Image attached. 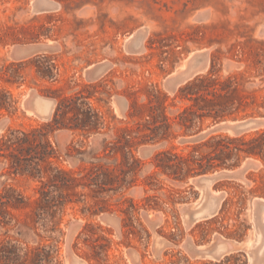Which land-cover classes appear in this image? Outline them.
Returning <instances> with one entry per match:
<instances>
[{
	"label": "rangeland",
	"instance_id": "1",
	"mask_svg": "<svg viewBox=\"0 0 264 264\" xmlns=\"http://www.w3.org/2000/svg\"><path fill=\"white\" fill-rule=\"evenodd\" d=\"M48 61L54 64L52 69L47 68ZM211 62L214 76L221 80L236 78L239 90L255 93L259 103L246 108L252 116L225 121H264V0H0V70L23 63L17 83L0 79V90L9 92L15 101V109L0 116V138L13 130L47 124L56 98L80 93L88 97L86 100L101 116L102 125L97 131L62 128L49 135L61 157L55 165L77 171L82 164L75 157L65 156L71 142L81 146L87 159L90 150L100 151L103 142L112 141L119 130L133 128L142 121V105L156 92L167 96L166 114L175 115L184 105L176 97L178 89L205 74ZM182 64L189 74L180 69ZM100 66L103 68L92 73ZM176 70L178 81L173 87L166 82ZM33 97L38 109L41 100L52 102L45 119L30 111L28 103ZM217 123L205 121L203 130L194 137L174 126L176 137L166 144L136 145L132 151L141 161V169L135 185L104 197L112 212L83 213L81 209L92 204L90 197L69 203L53 232L59 240L57 264H64L67 258L71 264V257L84 264H246V259L236 254L209 261L194 251L210 242L216 245L224 239L249 238L255 233L256 223L264 224V212L260 214L259 202H254L264 198L263 159L242 158L233 169L241 168L242 162L250 163L242 176L213 180L207 193H201L199 184L189 183L190 178L177 182L161 175L156 176L157 189H143L152 156L159 149L170 145L181 149L207 132L234 136L264 130L263 124L236 134L215 129ZM7 166L6 161L0 160V193L14 190L34 197L38 179L15 175L8 172ZM76 191L81 192V188ZM206 194L215 198L217 211L209 218L184 222V213H191L192 206L203 202ZM152 195L158 197V203H164L156 208L142 207L144 198ZM122 199L139 206L126 224L120 222L125 214L115 204ZM126 206L128 202L122 205ZM29 210L9 208L20 220ZM72 224L77 228L70 235ZM86 224L94 233L93 239H98L95 249L90 240L84 239L87 234L78 236ZM18 230L29 246L49 242L21 223L7 236L16 237ZM36 233L44 235L40 224ZM7 236L0 229V240ZM156 238L162 242L158 250L154 247Z\"/></svg>",
	"mask_w": 264,
	"mask_h": 264
},
{
	"label": "trees",
	"instance_id": "2",
	"mask_svg": "<svg viewBox=\"0 0 264 264\" xmlns=\"http://www.w3.org/2000/svg\"><path fill=\"white\" fill-rule=\"evenodd\" d=\"M23 63L3 66L0 79L14 84L20 79L19 70ZM53 63L48 61L47 68ZM214 65L209 70L186 82L178 89L176 97L184 103L173 116L166 114L167 96L156 92L142 105V121L133 128H125L110 142H103L100 151L90 150L85 159L81 146L70 143L65 156L75 157L81 163L77 171L66 170L55 163L61 160L49 135L56 129L97 131L102 125L101 116L86 100L88 97L77 93L69 97L56 98V106L50 122L27 130H13L0 138V160L8 164V172L38 179L34 197H26L14 190L0 193V229L3 235L21 223L37 236L47 238L46 243L29 246L24 234L18 230L16 237L7 236L0 240V264H57L58 237L53 235L61 222L65 207L77 202L79 197H90L92 204L81 209L83 213L97 214L113 209L104 197L135 185L136 174L141 169V161L132 149L139 144H166L176 134L177 126L183 134L196 136L205 121L217 123L226 119L252 116L246 108L258 105L255 93H243L238 88L236 78L221 80L214 76ZM15 101L7 91L0 90V116L14 110ZM255 112L259 115L257 109ZM132 116V113L130 114ZM64 156V155H63ZM260 157L264 160V130L249 134L227 136L208 133L178 149L170 145L157 150L151 159L150 173L144 177L146 187L157 189L156 176L183 182L202 174L222 169H234L242 158ZM81 192H77V188ZM87 190V191H85ZM73 197L78 199L73 200ZM156 195L146 196L142 207L162 205ZM128 202V207L122 205ZM117 210L125 214L122 224L131 221V212L139 206L131 200L122 199L115 203ZM29 208L24 219L14 216L9 208L20 210ZM40 224L44 235L36 233ZM126 224V223H125ZM88 232V233H86ZM87 234L92 249L98 239H93V231L86 224L78 236ZM103 248V246H100Z\"/></svg>",
	"mask_w": 264,
	"mask_h": 264
},
{
	"label": "crops",
	"instance_id": "3",
	"mask_svg": "<svg viewBox=\"0 0 264 264\" xmlns=\"http://www.w3.org/2000/svg\"><path fill=\"white\" fill-rule=\"evenodd\" d=\"M41 107L38 110H30L32 114L37 115L38 117L44 116L45 119L52 108V102L48 99L41 100ZM36 111V112H33ZM42 118V117H41ZM2 128H0L1 131ZM211 181L205 179V181L199 186L201 193H207L208 187ZM202 199V198H201ZM215 198H210L208 195H205L203 202L198 201L192 206L191 213H184L183 219L184 222H196L201 219L211 217L217 211V205L215 204ZM254 202H258L255 199ZM253 202V203H254ZM260 203V202H259ZM259 208V206H258ZM264 212V202L260 204V214ZM255 220V219H254ZM254 228V235L249 238L246 236L240 241L233 240H220L214 245L213 242L202 244L194 251V253L199 254L202 259L209 261H219L226 256L231 254H236L240 258L246 259V264H263L264 263V249L262 246L264 244V224L256 223ZM162 245V242L156 238L155 239V250H158ZM70 260V258H69ZM69 260L68 263L69 264ZM75 264H84L79 258L75 257ZM227 264H230L227 262Z\"/></svg>",
	"mask_w": 264,
	"mask_h": 264
},
{
	"label": "water",
	"instance_id": "4",
	"mask_svg": "<svg viewBox=\"0 0 264 264\" xmlns=\"http://www.w3.org/2000/svg\"><path fill=\"white\" fill-rule=\"evenodd\" d=\"M102 68H103V66L96 67L92 71V73L95 74ZM180 77H179V79H180ZM177 81H178V78L174 79L172 84H176ZM35 98L36 97H33L28 103V106L31 108V110L38 109V107H39L37 102H36V100H35ZM263 124H264V121L255 120V119L240 120V121H237V120L225 121V120H223V121L217 123L215 129L225 130V131L231 132V133H240V132L247 131V130H250V129H255V128H257V127H259V126H261ZM2 125H3V122L0 121V128L2 127ZM148 151H149L148 149L144 150L145 153H147ZM249 166H250V163L242 162V164L240 166L241 168H239L236 171L232 170V169H222L221 171L220 170L219 171H214V172H212L210 174L208 173V174H202V175H198V176L192 177V178L189 179V181L191 179H194L195 183L200 185V180L203 179V178H207L211 182L213 180L220 179V178H237V177H241L242 173L244 172V170L247 167H249ZM258 199H264V198H258ZM105 219L113 220V218H111L109 216H105ZM76 228H77L76 224H72L70 226V228H69L70 235L72 233H74ZM71 258H72L71 259V264H75L74 261H73V257H71Z\"/></svg>",
	"mask_w": 264,
	"mask_h": 264
},
{
	"label": "bare ground",
	"instance_id": "5",
	"mask_svg": "<svg viewBox=\"0 0 264 264\" xmlns=\"http://www.w3.org/2000/svg\"><path fill=\"white\" fill-rule=\"evenodd\" d=\"M39 1V0H38ZM135 37V36H134ZM138 40H140L141 41V39H138ZM140 41H138V43L140 42ZM137 42V41H136ZM186 60V59H185ZM188 60V59H187ZM191 61V60H190ZM185 61H183V63H184ZM188 62V61H187ZM192 62V61H191ZM195 62V61H194ZM186 65H187V63H185ZM185 64H182L181 66L179 65V67H180V69L181 68H183V67H185L184 65ZM189 65H190V63H188ZM206 65V64H205ZM198 66V65H197ZM196 68V67H195ZM202 68V67H201ZM183 69H185L184 71H186L187 69L186 68H183ZM184 71H181V72H183V74H184ZM188 71V70H187ZM188 74H189V71L187 72ZM182 74V75H183ZM187 74V75H188ZM191 74V73H190ZM181 75V74H180ZM179 75V76H180ZM178 75H177V70L176 71H174V73L171 75V77L169 78V80H168V82H166V83H170V84H172L173 83V80H174V78H176ZM191 76V75H190ZM186 78V77H185ZM188 78V77H187ZM183 80V79H182ZM181 79H180V81H182ZM179 81V82H180ZM183 83V82H182ZM174 85L175 84H173L172 86L174 87ZM176 85H177V83H176ZM218 130V129H217ZM212 131H216L215 129H212ZM207 133H210V132H207ZM231 133V132H230ZM237 134V133H236ZM202 135H205V134H202ZM200 137V136H199ZM202 137V136H201ZM205 179L206 178H203V179H201L200 180V185L199 186H201V184L205 181ZM189 183H195V180L194 179H191L190 181H189ZM256 200H258V202H260L258 205H259V208H260V204L262 203V202H264V199H256ZM262 249H264V244H263V246H262ZM68 260H69V258H67L65 261H64V264H67L68 263ZM69 264H70V261H69ZM264 264V263H263Z\"/></svg>",
	"mask_w": 264,
	"mask_h": 264
}]
</instances>
